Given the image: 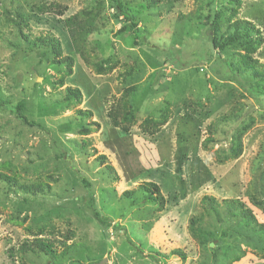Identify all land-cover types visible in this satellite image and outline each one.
Masks as SVG:
<instances>
[{"label":"rangeland","instance_id":"rangeland-1","mask_svg":"<svg viewBox=\"0 0 264 264\" xmlns=\"http://www.w3.org/2000/svg\"><path fill=\"white\" fill-rule=\"evenodd\" d=\"M119 2L142 38L113 0H0V102L37 125L0 111V264H264V84L208 43L212 14L219 36L247 21L264 64V0ZM77 13L96 19L88 63L63 23ZM125 92L127 132L108 116Z\"/></svg>","mask_w":264,"mask_h":264},{"label":"trees","instance_id":"trees-1","mask_svg":"<svg viewBox=\"0 0 264 264\" xmlns=\"http://www.w3.org/2000/svg\"><path fill=\"white\" fill-rule=\"evenodd\" d=\"M155 1V0H151ZM115 9L117 12L122 15L127 21L130 22V29L137 38H142L139 36L136 25L131 22V17L122 9V6L119 0H113ZM159 2V1H156ZM43 10L47 13L62 15L63 11L60 10L58 5L51 4L49 6H44ZM220 19L215 13L209 17V28H208V43L212 47L221 52H225L227 49L234 48L236 50L242 51V54L237 55L235 62L224 60L225 67L229 72L234 71L237 75L250 73L252 78L259 79L264 84V64L260 63L254 55L262 45V38L259 36L258 30L252 27L251 23L247 21L236 20L232 23H227L225 33L223 35H218L220 28L217 25V20ZM96 19L89 13H77L73 16H70L64 19V27L67 31L70 44L72 49L80 58L88 63L87 52H86V41L88 37L95 32L96 30ZM18 27L19 21L17 22ZM66 92L69 95H73L80 98V93L78 90H73L67 88ZM0 111L7 113L19 122L29 126L35 127L36 123L29 121L20 106H12L7 102H0ZM111 124L120 128L123 132H127L130 124V113L128 106V93H124L121 97V104L115 108H112L108 114ZM167 121V116L163 115L159 121L154 122L150 119L143 121L140 125V130L143 134L151 137L156 135L161 126H163ZM82 186L92 194V190L89 182L83 177L79 176ZM0 180H8L4 175H0ZM147 187H144L145 191H149L150 187L153 189V194L149 197V202L157 204L162 207L164 204V199L161 196L158 187L154 184H148ZM205 200H208L205 198ZM232 206H236V202L230 201ZM231 207L230 204H228ZM241 207V205H240ZM243 217L245 219L253 220L251 212L249 210H243ZM249 220V221H250ZM262 230H264V225H257ZM194 233H198L200 236L204 235V232L201 228L197 227L193 230ZM213 240H219L222 238V233L218 232L216 236L210 234ZM37 247L41 250H44L49 254L48 246L43 243V241H37Z\"/></svg>","mask_w":264,"mask_h":264}]
</instances>
